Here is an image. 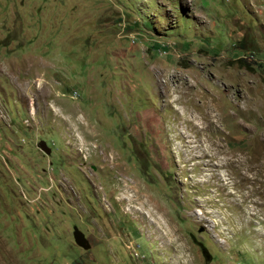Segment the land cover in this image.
Returning a JSON list of instances; mask_svg holds the SVG:
<instances>
[{
  "label": "rangeland",
  "instance_id": "rangeland-1",
  "mask_svg": "<svg viewBox=\"0 0 264 264\" xmlns=\"http://www.w3.org/2000/svg\"><path fill=\"white\" fill-rule=\"evenodd\" d=\"M263 53L264 0H0V264H264Z\"/></svg>",
  "mask_w": 264,
  "mask_h": 264
},
{
  "label": "bare ground",
  "instance_id": "bare-ground-1",
  "mask_svg": "<svg viewBox=\"0 0 264 264\" xmlns=\"http://www.w3.org/2000/svg\"><path fill=\"white\" fill-rule=\"evenodd\" d=\"M132 188H130L129 186L126 188V190H125V192L127 191L128 192V194H129V197L130 198H128L126 195L124 196L125 198H123V199H129V200H134L133 198H134V196L133 195H131V192H132V190H131ZM143 203V202H142ZM149 205H150V207H151V209H150V214H148V216L149 217H151V218H153L152 219V222L153 223H156L157 224V226L160 228H163L164 229V227H167L168 226V224H167V222H166V220L164 219V215H163V212L162 213H159L160 211H159V209L155 206V204H153V203H151V202H147ZM144 207H142V208H144V209H146L147 207L145 206V205H143ZM142 208L140 209V210H142ZM143 211H145V210H143ZM131 212V211H130ZM160 228V229H161ZM169 226L167 227V230H168V233H166V235L165 236H169ZM165 233V232H164Z\"/></svg>",
  "mask_w": 264,
  "mask_h": 264
},
{
  "label": "water",
  "instance_id": "water-1",
  "mask_svg": "<svg viewBox=\"0 0 264 264\" xmlns=\"http://www.w3.org/2000/svg\"><path fill=\"white\" fill-rule=\"evenodd\" d=\"M39 148L41 151L45 152L46 154L50 153V148L47 147L46 142L44 141H40L38 144ZM73 239L75 244L84 249V250H88L90 248V245L87 241V239L84 237V234L78 230L77 228L74 229L73 231ZM206 260H210V257H205Z\"/></svg>",
  "mask_w": 264,
  "mask_h": 264
},
{
  "label": "built area",
  "instance_id": "built-area-1",
  "mask_svg": "<svg viewBox=\"0 0 264 264\" xmlns=\"http://www.w3.org/2000/svg\"><path fill=\"white\" fill-rule=\"evenodd\" d=\"M262 64H264V53H263V56H262Z\"/></svg>",
  "mask_w": 264,
  "mask_h": 264
},
{
  "label": "flooded vegetation",
  "instance_id": "flooded-vegetation-1",
  "mask_svg": "<svg viewBox=\"0 0 264 264\" xmlns=\"http://www.w3.org/2000/svg\"><path fill=\"white\" fill-rule=\"evenodd\" d=\"M48 147V146H47ZM49 148V147H48ZM50 152H51V150H50ZM50 154V153H49ZM75 229V228H74ZM74 231V230H73ZM85 237V236H84ZM86 238V237H85ZM88 241V240H87ZM89 243V242H88ZM80 248V247H79ZM82 249V248H81ZM90 249V248H89ZM84 250V249H83Z\"/></svg>",
  "mask_w": 264,
  "mask_h": 264
},
{
  "label": "trees",
  "instance_id": "trees-1",
  "mask_svg": "<svg viewBox=\"0 0 264 264\" xmlns=\"http://www.w3.org/2000/svg\"><path fill=\"white\" fill-rule=\"evenodd\" d=\"M262 56H263V54H262Z\"/></svg>",
  "mask_w": 264,
  "mask_h": 264
}]
</instances>
